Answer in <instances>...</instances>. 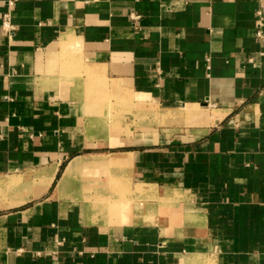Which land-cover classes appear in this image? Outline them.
Listing matches in <instances>:
<instances>
[{"label":"crops","instance_id":"0c3cea01","mask_svg":"<svg viewBox=\"0 0 264 264\" xmlns=\"http://www.w3.org/2000/svg\"><path fill=\"white\" fill-rule=\"evenodd\" d=\"M8 1L0 264H264V0ZM115 82L199 126L113 135Z\"/></svg>","mask_w":264,"mask_h":264},{"label":"rangeland","instance_id":"374dc122","mask_svg":"<svg viewBox=\"0 0 264 264\" xmlns=\"http://www.w3.org/2000/svg\"><path fill=\"white\" fill-rule=\"evenodd\" d=\"M114 87H117L119 91L117 98L112 102H109V98L106 104V114L103 117L104 122H107L110 129H112L113 135L118 134H135L141 133L143 131L145 134L153 132H161L167 136H174L182 134L184 131L188 132L192 127L197 125L196 115H187L189 108L187 107H177V108H161L154 103H142L138 102L135 98L127 92L126 89H121L120 84L117 82L113 83ZM196 112V111H195ZM155 113V114H154ZM87 182L89 180L94 184V181L101 183L105 181L115 182L120 180L125 182V176L119 175L116 178L111 179L107 173H96L94 175H85ZM112 181V182H114ZM105 187V186H103ZM116 190L118 192V197L121 199L133 197L131 199L132 203L135 201L137 203L142 201V198L135 196L127 192L123 187L121 190L118 189L116 185ZM87 194H92L94 196L99 191H107L101 187L95 189L91 184L90 187L85 189ZM152 197V196H151ZM95 199V197H93ZM149 210L153 214H157L160 205L164 207L163 204L157 202L156 199H149Z\"/></svg>","mask_w":264,"mask_h":264},{"label":"built area","instance_id":"2783aa9c","mask_svg":"<svg viewBox=\"0 0 264 264\" xmlns=\"http://www.w3.org/2000/svg\"><path fill=\"white\" fill-rule=\"evenodd\" d=\"M14 0H9L8 5H13ZM134 18L137 17L136 15L133 16ZM10 13L9 11H5L1 15V28L7 34H11L13 31V25L10 21ZM263 26H264V10L262 8H257L255 10V36L257 38L263 37Z\"/></svg>","mask_w":264,"mask_h":264},{"label":"water","instance_id":"95a60500","mask_svg":"<svg viewBox=\"0 0 264 264\" xmlns=\"http://www.w3.org/2000/svg\"><path fill=\"white\" fill-rule=\"evenodd\" d=\"M201 105H205V103H201Z\"/></svg>","mask_w":264,"mask_h":264},{"label":"trees","instance_id":"16d2710c","mask_svg":"<svg viewBox=\"0 0 264 264\" xmlns=\"http://www.w3.org/2000/svg\"><path fill=\"white\" fill-rule=\"evenodd\" d=\"M58 174H59V172H58ZM58 174H57V176H58Z\"/></svg>","mask_w":264,"mask_h":264},{"label":"bare ground","instance_id":"6f19581e","mask_svg":"<svg viewBox=\"0 0 264 264\" xmlns=\"http://www.w3.org/2000/svg\"><path fill=\"white\" fill-rule=\"evenodd\" d=\"M155 114V113H154ZM83 165V164H82ZM105 165V164H104Z\"/></svg>","mask_w":264,"mask_h":264}]
</instances>
